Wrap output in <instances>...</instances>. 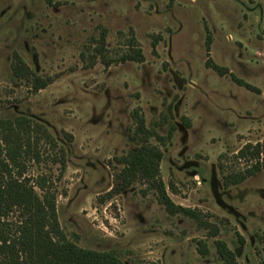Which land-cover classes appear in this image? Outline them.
<instances>
[{"label": "rangeland", "instance_id": "obj_1", "mask_svg": "<svg viewBox=\"0 0 264 264\" xmlns=\"http://www.w3.org/2000/svg\"><path fill=\"white\" fill-rule=\"evenodd\" d=\"M131 39L143 63L119 62ZM16 57L50 84L17 77ZM17 115L55 140L26 174L51 181L77 246L125 264H226L223 243L234 264H264V170L224 185L251 164L236 153L264 141V0H0V119ZM137 116L161 138L147 143L167 195L198 219L168 214L142 181L110 195L116 159L142 140Z\"/></svg>", "mask_w": 264, "mask_h": 264}, {"label": "trees", "instance_id": "obj_2", "mask_svg": "<svg viewBox=\"0 0 264 264\" xmlns=\"http://www.w3.org/2000/svg\"><path fill=\"white\" fill-rule=\"evenodd\" d=\"M97 45V53L102 55L101 51L105 49L104 34H101ZM127 46L131 51L122 55L119 62L143 63V54L133 39ZM209 67L220 76L226 75L215 65ZM13 73L28 80L35 91L50 84V79L33 74L19 57H16ZM232 78L236 85L256 91L242 80ZM136 134L141 136V142L126 156L116 159L122 169L115 174L110 195L120 194L136 181H142L156 193L160 205L168 214H183L198 219L196 212L176 206L167 195V188L160 178L162 151L147 143L150 138H161L145 127L141 116H137ZM41 141L49 145L55 143L45 129L28 117L17 115L0 119V264H125L114 253L83 249L67 239L58 223L51 181L42 175L31 178L26 174L28 162L41 161L38 148ZM235 158L251 164L243 172L224 176L226 187L242 184L264 170V141L246 144ZM50 161L65 168L61 154L51 156ZM168 187L170 191H175L173 186ZM210 235H218L216 228ZM217 250L226 264H234V254L223 243L217 244Z\"/></svg>", "mask_w": 264, "mask_h": 264}]
</instances>
